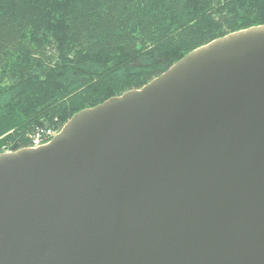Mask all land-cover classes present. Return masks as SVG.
<instances>
[{"label": "water", "instance_id": "1", "mask_svg": "<svg viewBox=\"0 0 264 264\" xmlns=\"http://www.w3.org/2000/svg\"><path fill=\"white\" fill-rule=\"evenodd\" d=\"M0 264H264V26L0 154Z\"/></svg>", "mask_w": 264, "mask_h": 264}, {"label": "trees", "instance_id": "2", "mask_svg": "<svg viewBox=\"0 0 264 264\" xmlns=\"http://www.w3.org/2000/svg\"><path fill=\"white\" fill-rule=\"evenodd\" d=\"M264 26V0H0V154Z\"/></svg>", "mask_w": 264, "mask_h": 264}, {"label": "built area", "instance_id": "3", "mask_svg": "<svg viewBox=\"0 0 264 264\" xmlns=\"http://www.w3.org/2000/svg\"><path fill=\"white\" fill-rule=\"evenodd\" d=\"M56 131L53 130H49L44 138H36L33 143H32V147L33 148H39L42 147L44 145H47L50 143V141L53 139V137L56 135Z\"/></svg>", "mask_w": 264, "mask_h": 264}, {"label": "rangeland", "instance_id": "4", "mask_svg": "<svg viewBox=\"0 0 264 264\" xmlns=\"http://www.w3.org/2000/svg\"><path fill=\"white\" fill-rule=\"evenodd\" d=\"M9 152V150H5V153Z\"/></svg>", "mask_w": 264, "mask_h": 264}]
</instances>
